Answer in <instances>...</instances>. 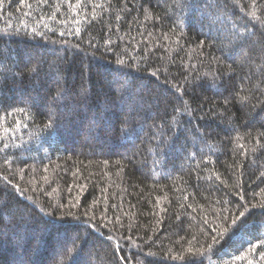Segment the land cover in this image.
Listing matches in <instances>:
<instances>
[{
  "label": "trees",
  "instance_id": "trees-1",
  "mask_svg": "<svg viewBox=\"0 0 264 264\" xmlns=\"http://www.w3.org/2000/svg\"><path fill=\"white\" fill-rule=\"evenodd\" d=\"M251 3L0 0V264H264Z\"/></svg>",
  "mask_w": 264,
  "mask_h": 264
},
{
  "label": "rangeland",
  "instance_id": "rangeland-1",
  "mask_svg": "<svg viewBox=\"0 0 264 264\" xmlns=\"http://www.w3.org/2000/svg\"><path fill=\"white\" fill-rule=\"evenodd\" d=\"M138 92H140L139 90L137 91V93ZM132 100L134 101V102H136V107L137 108H135V107H127V104H125V102H122V104H124L125 106L122 108V110L124 111H126L128 114H129V112H132V111H134V110H140V111H145L146 110V108H148V107H151V106H154L155 104H157V101L159 100V99H157L156 101H155V98H144V99H142V98H140V97H137V96H134L133 98H132ZM154 102H156V103H154ZM127 108V109H126ZM145 113H146V111H145ZM147 114V116L149 115L148 113H146ZM127 118H128V116H127ZM147 117L145 116V118H143V117H139L138 119H139V121H143L144 119H146ZM152 116H150L149 115V117H148V120L149 121H151L152 120ZM91 124H93V123H91ZM91 124H89V128H90V125Z\"/></svg>",
  "mask_w": 264,
  "mask_h": 264
},
{
  "label": "snow or ice",
  "instance_id": "snow-or-ice-1",
  "mask_svg": "<svg viewBox=\"0 0 264 264\" xmlns=\"http://www.w3.org/2000/svg\"><path fill=\"white\" fill-rule=\"evenodd\" d=\"M250 6H251L253 9H256L257 7H260V6H262V5H258L257 0H252V3H251ZM94 7H102V5L97 4V5H94ZM251 16H252L255 20H258V21L260 22V24L264 25V19H261L260 17H258V16L256 15V12H255V11H252V12H251ZM33 70H34V69H33ZM153 75H155V73H154ZM244 99H246V98H245V97H241V100H244ZM50 126H51V125H46V127H50ZM261 135H264V133H262ZM253 150L255 151V149H253ZM4 179H7V178L5 177ZM13 187H16V186L13 185ZM260 207L264 208V204H261ZM244 215H245L244 212H240L238 217H234V218L232 219V223L235 225L236 222H237V219H239L240 217H243ZM215 242H216V238H213V243H215ZM208 247L211 249L212 245H209ZM253 250H254V249H249V251H253ZM149 254H150V253H149ZM181 258H182V257H181ZM236 258H237V259H244V257H242V256H237ZM261 259H264V253H261ZM249 264H252V262L249 261Z\"/></svg>",
  "mask_w": 264,
  "mask_h": 264
}]
</instances>
